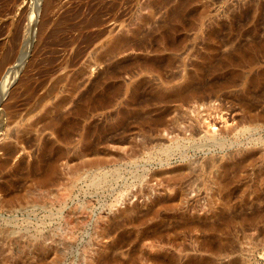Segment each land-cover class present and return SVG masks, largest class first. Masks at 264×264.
Instances as JSON below:
<instances>
[{
  "label": "rangeland",
  "instance_id": "1",
  "mask_svg": "<svg viewBox=\"0 0 264 264\" xmlns=\"http://www.w3.org/2000/svg\"><path fill=\"white\" fill-rule=\"evenodd\" d=\"M155 1L0 0V264H264V0Z\"/></svg>",
  "mask_w": 264,
  "mask_h": 264
},
{
  "label": "bare ground",
  "instance_id": "2",
  "mask_svg": "<svg viewBox=\"0 0 264 264\" xmlns=\"http://www.w3.org/2000/svg\"><path fill=\"white\" fill-rule=\"evenodd\" d=\"M156 2V6L158 7H167V6H170V10L167 12V19H166V25L167 26H170L169 28L173 29V28H178L180 27L183 23H184V20L186 19L187 17V14L189 15V10L192 6H195V5H198L201 0H157L155 1ZM115 5V3H114ZM112 4L111 7H105V6H102L100 4L97 5L96 9H95V12L98 14L100 11L102 10H105V12L110 16H112V20H117V19H114L116 13H117V10H118V7L117 6H114ZM132 9V8H131ZM158 9V8H157ZM156 9V10H157ZM125 10V9H124ZM155 11V10H154ZM128 13V12H127ZM156 13V12H155ZM158 13V12H157ZM156 15V14H155ZM154 15V16H155ZM191 15V14H190ZM76 16V15H75ZM162 16V15H161ZM122 18V16H121ZM161 18V17H160ZM111 19V18H110ZM100 20L99 18H97L96 16L91 20L90 24L88 25L89 27H94V26H98L100 24ZM153 24H156L157 23H152ZM149 25V24H148ZM151 25V24H150ZM70 26V25H69ZM68 26V27H69ZM165 26V25H163ZM86 28V27H85ZM147 28V26H146ZM144 33V32H143ZM165 34V33H164ZM146 36V35H145ZM87 37V36H86ZM95 41V40H94ZM234 45V44H233ZM6 60V59H5ZM215 62V61H214ZM65 66V65H64ZM204 79V78H203ZM205 81V80H204ZM206 83V82H205ZM203 85V84H202ZM199 86V85H197ZM198 89V88H196ZM195 90V88H194ZM4 91V90H3ZM261 91V90H260ZM260 93V92H259ZM252 94V92H251ZM3 95V94H2ZM5 95V94H4ZM251 96V95H250ZM142 100V99H141ZM137 104V103H136ZM19 107V106H18ZM143 117V116H142ZM56 118V117H55ZM61 128H65L64 125L61 126ZM102 141V140H101ZM10 153V152H9ZM91 153V152H90ZM206 169V168H205ZM137 214V213H136ZM133 215V214H132ZM130 216V215H129ZM136 216V215H135ZM128 217V216H127ZM130 218V217H129ZM134 218V216H133ZM133 218L130 220V221H133ZM125 237V236H124ZM6 238V237H5ZM4 237L0 238V242L3 243L6 239ZM123 238V237H122ZM131 238V237H129ZM121 241V240H120ZM123 241V240H122ZM119 243V242H117ZM121 243V242H120ZM124 243V242H123ZM122 243V244H123ZM117 246V245H116ZM135 246V245H134ZM121 249V248H120ZM135 251V250H134ZM39 256V255H38ZM51 256V255H50ZM39 258H42V257H38ZM41 260V259H40ZM39 260V261H40ZM47 260V259H46ZM32 261V260H31ZM59 260H53L51 261L49 264H59Z\"/></svg>",
  "mask_w": 264,
  "mask_h": 264
}]
</instances>
